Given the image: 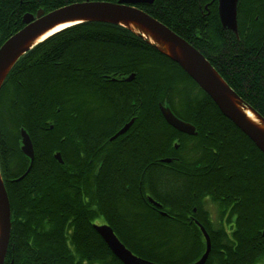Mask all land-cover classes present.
Wrapping results in <instances>:
<instances>
[{"label":"trees","instance_id":"16d2710c","mask_svg":"<svg viewBox=\"0 0 264 264\" xmlns=\"http://www.w3.org/2000/svg\"><path fill=\"white\" fill-rule=\"evenodd\" d=\"M77 1L83 0H0V46L24 26L26 13H48ZM146 11L200 50L264 116V0H238L239 35L222 27L218 0H155ZM164 62L167 70L160 65ZM131 73L134 79L125 81ZM166 89L171 109L199 130L196 136L185 135L189 139L184 142L195 141L187 157L200 158L202 166L191 161L186 174L150 176L153 195L174 208L167 228L161 215L149 216V207H131L123 186L131 181L132 170L121 174L116 184L122 189L112 194L124 203L123 227L116 229L122 242L155 262L192 263L206 249L200 226L188 214L184 219L196 206L195 215L212 241L205 264L264 262V153L179 64L153 45L122 25L83 22L25 53L0 90V172L12 211L4 264H124L91 224L102 213L101 190L88 195L87 203L73 200L75 155L67 131L89 126L95 145L104 127L136 116L139 156L148 158L149 149L157 151L162 143L155 136L166 125L158 104ZM22 127L33 140L35 159L17 180L30 164L21 148ZM167 130L172 138L183 134L168 124ZM58 149L65 163L55 158Z\"/></svg>","mask_w":264,"mask_h":264},{"label":"water","instance_id":"95a60500","mask_svg":"<svg viewBox=\"0 0 264 264\" xmlns=\"http://www.w3.org/2000/svg\"><path fill=\"white\" fill-rule=\"evenodd\" d=\"M152 1L83 0L63 5L48 13L44 9H39L36 14L26 13L22 19L24 26L0 46V90L17 61L53 34L83 22H105L122 25L149 44L154 45L162 54L177 62L213 99L221 112L232 120L264 153V116L230 86L195 46L137 6L139 3ZM218 14L222 27L239 35L238 0H218ZM65 24L66 26L52 32L58 26ZM134 77V73H131L124 80L131 81ZM160 108L167 121L178 130L188 134L196 133L195 126L179 118L170 106L161 104ZM131 123L132 121L127 123L118 134L125 132ZM21 138L22 151L30 158L32 165L35 157L34 145L27 130L21 129ZM57 157L62 161L59 155ZM201 227L202 224L200 223ZM11 228L10 198L0 172V264L5 262ZM95 228L124 264H164L135 254L119 239L111 226L96 225ZM206 247L204 256L189 264H205L211 251V239L207 233Z\"/></svg>","mask_w":264,"mask_h":264},{"label":"flooded vegetation","instance_id":"af4514ba","mask_svg":"<svg viewBox=\"0 0 264 264\" xmlns=\"http://www.w3.org/2000/svg\"><path fill=\"white\" fill-rule=\"evenodd\" d=\"M154 1L155 0H153L152 2L139 3L137 4V6L141 9L145 8L143 10L146 11V9H149V7L154 3ZM160 65L167 70L168 68L167 62L160 63ZM167 102L168 99H167V89H166L164 100L159 101L158 103L159 108L161 104L167 106L168 105ZM173 112L175 113V111ZM175 114L182 120L194 124L196 133L188 134L178 130L183 134L180 135L176 134V137L172 138L170 134H167V119L162 113L163 120L166 124L165 125L166 136H164L161 146L157 151H152V149H149L150 151H152V152L148 151L149 157L142 159L139 156L140 144L138 140V131H137L138 127H136L135 125L137 119L136 116H133L130 119L125 120V122L121 123L116 127H104L102 129L101 135H99V142L95 145L91 143L90 138L92 136V131L91 129H89V126L88 127L84 126V128L83 126H79L75 129L74 127L68 128L67 137L68 139H70V143L73 146L74 155H75V157L72 159L71 162L72 170L74 168L75 171L74 172L72 171L73 173H71L70 175V185H71L70 191L72 193L73 200H76L78 197H80L85 199L86 200L85 203H87L88 195L98 191L99 189L101 190L104 196L100 202V208H101L100 211H102L101 215L98 217L96 216L94 220H91V224L93 225L94 228L96 225H105V224L109 225L112 227L115 234L121 240V237L116 229L123 227L121 225L122 221L119 215L122 217V208L124 206V203L122 198L119 200L115 198L112 192L118 190L119 188L122 189V186L118 187L116 181H118V178L121 174L128 175V171L131 170H132L131 175L133 177L131 178V181H127L126 185L123 186V189H126V191H128V196H129L128 198H131L130 201L133 203L131 204V207L142 205L143 208H146L148 206L150 208L149 216H151L152 213L159 214L165 219L164 222L165 227L167 228L169 226L171 222L168 220L167 217L169 216L173 217L174 213L172 210H174V208L172 207V205L167 204V202H164L162 197H160L158 200L153 195L152 193L153 181L150 176H155L157 172L158 173L162 172L163 174L165 172L170 175L171 172L173 171L176 173L180 172L182 174L184 173L186 174V170L190 171L189 162L191 161H197L196 163L197 167L202 166L201 162H199L200 158L196 160V159H192V157L191 158L187 157V154L190 152V150L194 148L196 144L195 141L191 140L189 146H186L184 142V140L189 139V137H186L185 135L188 136L198 135L199 130L196 124L193 123V121L191 122L190 120L182 118L177 113ZM131 121L132 123L128 127V129L125 132L118 134L119 131L127 123ZM173 136H175V134ZM63 139L66 138L64 137ZM213 147L215 148L214 144ZM119 152H121L120 156H116V153ZM34 153H35V149H34ZM54 154H55L54 155L55 158L59 161V163H65V157L62 150L58 149ZM57 155L61 157L62 161H60ZM141 163L143 164V169H141V173H139ZM140 176L144 177V179L143 180L141 179V181L139 179ZM91 179L93 181L92 184L88 182V181L91 182ZM150 197L153 198L154 203L149 201ZM196 212H197V207L194 206L191 212L189 211L186 213L184 219H188L187 218V214H188V217L191 218V222L196 223V220L200 222V219L195 215ZM134 213L137 218L139 213L138 212H134ZM214 215L216 214L214 213ZM150 220L151 217L146 222L149 223ZM231 224L234 225L235 222L233 221ZM71 232L72 230H69V234L67 235V240L69 241L72 238L70 235Z\"/></svg>","mask_w":264,"mask_h":264},{"label":"bare ground","instance_id":"6f19581e","mask_svg":"<svg viewBox=\"0 0 264 264\" xmlns=\"http://www.w3.org/2000/svg\"><path fill=\"white\" fill-rule=\"evenodd\" d=\"M110 1V0H109ZM115 2V1H114ZM73 3V2H72ZM166 25V24H165ZM64 26H66V24L65 25H62V26H58L57 28H55L52 32H54V31H56V30H58V29H61L62 27H64ZM169 27V26H168ZM48 35V34H47ZM46 35V36H47ZM45 36V37H46ZM152 45V44H151ZM153 47H155L154 45H153ZM155 49H157L156 47H155ZM158 51H159V49H157ZM200 51V50H199ZM160 52V51H159ZM201 52V51H200ZM202 53V52H201ZM203 54V53H202ZM204 55V54H203ZM205 56V55H204ZM206 57V56H205ZM207 58V57H206ZM208 59V58H207ZM209 60V59H208ZM210 61V60H209ZM210 63H211V61H210ZM212 64V63H211ZM213 65V64H212ZM214 66V65H213ZM215 68V67H214ZM216 69V68H215ZM134 75H135V73H134ZM196 82V81H195ZM197 83V82H196ZM198 84V83H197ZM199 85V84H198ZM200 86V85H199ZM193 91H195V90H193ZM192 94V93H191ZM260 113V112H259ZM261 114V113H260ZM232 121V120H231ZM167 124L170 126H172V127H174L172 124H170L168 121H167ZM194 125V124H193ZM238 127V126H237ZM174 128H176V127H174ZM239 128V127H238ZM22 129H24V128H22ZM177 129V128H176ZM240 129V128H239ZM26 130V129H25ZM178 130V129H177ZM32 165H33V163H32ZM32 165H31V160H30V164H29V166H28V168L26 169V171L24 172V174L21 176V177H19V178H22V177H24L29 171H30V169H31V167H32ZM18 178V180H20ZM159 200V199H158ZM157 200V201H158ZM149 201L150 202H152V203H154V200H153V198L152 197H150L149 198ZM161 203V202H160ZM11 204V203H10ZM133 207V206H132ZM148 207V206H147ZM137 209V208H136ZM136 209H134V211L136 210ZM140 209V208H139ZM133 210V209H132ZM11 219H12V211H11ZM196 223L200 226V223L201 222H199L198 220H196ZM202 224V223H201ZM202 228H204V229H202ZM201 230H202V232H203V234H204V236H205V239H206V233L209 235V237H210V239H211V236H210V234H209V232L207 231V229L205 228V226L202 224V227L200 228ZM206 232V233H205ZM10 237H11V235H10ZM207 248V247H206ZM211 249H212V241H211ZM211 252V251H210ZM206 253V249H205V251L202 253V255L197 259V260H199L200 258H202L203 256H204V254ZM210 254V253H209ZM209 257V256H208ZM208 259V258H207ZM207 261V260H206ZM206 263V262H205Z\"/></svg>","mask_w":264,"mask_h":264},{"label":"rangeland","instance_id":"374dc122","mask_svg":"<svg viewBox=\"0 0 264 264\" xmlns=\"http://www.w3.org/2000/svg\"><path fill=\"white\" fill-rule=\"evenodd\" d=\"M164 55V54H163ZM166 56V55H165ZM177 63V62H176ZM178 64V63H177ZM148 66H150V65H148ZM180 66V65H179ZM168 131L169 130H167V134H168ZM160 133L157 135V136H155V139H156V141H158L159 143H161L162 141H163V139H164V136H166V129H164V133H162V131H159ZM170 132V131H169ZM137 212V211H136ZM135 214V213H134ZM260 264H264V262H262V263H260Z\"/></svg>","mask_w":264,"mask_h":264}]
</instances>
